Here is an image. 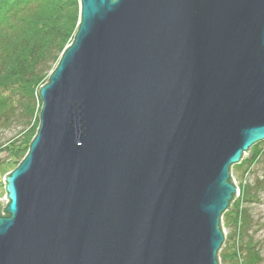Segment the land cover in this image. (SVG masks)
Segmentation results:
<instances>
[{"label": "water", "instance_id": "95a60500", "mask_svg": "<svg viewBox=\"0 0 264 264\" xmlns=\"http://www.w3.org/2000/svg\"><path fill=\"white\" fill-rule=\"evenodd\" d=\"M80 1L0 264H220L232 167L264 141V0Z\"/></svg>", "mask_w": 264, "mask_h": 264}, {"label": "trees", "instance_id": "16d2710c", "mask_svg": "<svg viewBox=\"0 0 264 264\" xmlns=\"http://www.w3.org/2000/svg\"><path fill=\"white\" fill-rule=\"evenodd\" d=\"M80 22V0H0V128L21 127L19 139L0 145V150L12 151V157L21 162L38 133L42 108L40 89L49 82L63 54L74 42ZM251 153L253 157L247 160L245 156L239 165L232 167V173L245 163L248 167L264 163V151L258 149L255 154L251 149ZM263 179H257L253 186L243 185L240 196L229 209L236 216L238 239L244 237L246 225L250 223L248 209L243 204L259 202L261 187L258 186L264 183ZM229 211L223 215L224 220ZM245 248L248 258L245 264L263 263L251 239ZM219 257L228 260L226 254L220 253Z\"/></svg>", "mask_w": 264, "mask_h": 264}, {"label": "rangeland", "instance_id": "374dc122", "mask_svg": "<svg viewBox=\"0 0 264 264\" xmlns=\"http://www.w3.org/2000/svg\"><path fill=\"white\" fill-rule=\"evenodd\" d=\"M70 45V42H69ZM21 127L14 125L10 127L0 128V145L6 143L16 142L20 135ZM26 149V148H24ZM252 152L256 154V150L264 151V143L262 142L259 146L251 148ZM26 151V150H25ZM12 151H1L0 150V198L6 194L5 191V177L12 173L21 163V161L12 157ZM253 154L247 156V160H250ZM247 171V172H246ZM233 175L237 185L240 187L239 190L243 189V185L253 186L257 179L262 180L264 178V163L252 164L250 167L245 163L242 167H237L233 171ZM264 182V179H263ZM261 190L259 193V202L253 204H243L248 209V217L250 216L249 224L246 225L244 237L240 239L235 235L236 222L235 213L229 211V216L222 223V227H225L226 245L223 247L220 253L226 254L228 257L227 261L220 259V264H245L247 262V252L245 245L251 239L255 244L256 250L260 254L264 264V183L260 186ZM258 194V190H255ZM239 227L240 224H237ZM237 227V228H238ZM240 230V228H239ZM223 251V252H222Z\"/></svg>", "mask_w": 264, "mask_h": 264}, {"label": "built area", "instance_id": "2783aa9c", "mask_svg": "<svg viewBox=\"0 0 264 264\" xmlns=\"http://www.w3.org/2000/svg\"><path fill=\"white\" fill-rule=\"evenodd\" d=\"M232 179H233V182H234V184L238 187V189H239V186L237 185V183H236V181H235V178H234V175H233V173H232ZM6 196H7V194H5L4 196H3V198L1 199L0 198V200H3V199H5L6 198ZM240 196V190H239V192H238V195H237V197H239ZM222 223H223V220H222ZM223 230L225 231V227L223 226Z\"/></svg>", "mask_w": 264, "mask_h": 264}, {"label": "bare ground", "instance_id": "6f19581e", "mask_svg": "<svg viewBox=\"0 0 264 264\" xmlns=\"http://www.w3.org/2000/svg\"><path fill=\"white\" fill-rule=\"evenodd\" d=\"M220 259V258H219Z\"/></svg>", "mask_w": 264, "mask_h": 264}]
</instances>
